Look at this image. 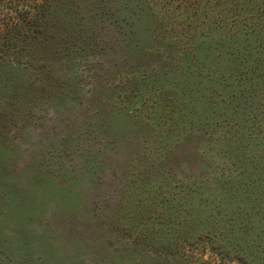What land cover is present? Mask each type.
<instances>
[{
    "label": "rangeland",
    "instance_id": "obj_1",
    "mask_svg": "<svg viewBox=\"0 0 264 264\" xmlns=\"http://www.w3.org/2000/svg\"><path fill=\"white\" fill-rule=\"evenodd\" d=\"M138 1L137 61L53 0V70L1 69L0 264H264V0Z\"/></svg>",
    "mask_w": 264,
    "mask_h": 264
},
{
    "label": "trees",
    "instance_id": "obj_2",
    "mask_svg": "<svg viewBox=\"0 0 264 264\" xmlns=\"http://www.w3.org/2000/svg\"><path fill=\"white\" fill-rule=\"evenodd\" d=\"M124 1L112 0L115 9L104 17V24L109 29L108 39L120 46L124 56H133L136 60L147 48L140 38L137 23L144 20V17H150L138 0ZM52 5L53 0H0V71L7 67L19 70L16 67V56L27 55L31 60L29 63L33 65L39 63V60L44 62H40L42 65L37 66L35 74L40 69L46 72H49L47 69L53 70L55 57L59 55L58 46L64 39L54 31L56 23L53 22ZM127 5H133L134 10L123 11ZM139 8L143 11L140 12ZM58 22L60 23L59 19ZM65 41L68 44L69 39ZM67 44L64 46L63 43V48L67 49ZM216 255L215 253L214 256ZM217 256L221 259L202 260L200 264H245L242 259H227L220 254Z\"/></svg>",
    "mask_w": 264,
    "mask_h": 264
}]
</instances>
